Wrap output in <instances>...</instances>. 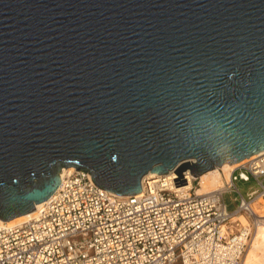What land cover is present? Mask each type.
<instances>
[{"label": "water", "instance_id": "1", "mask_svg": "<svg viewBox=\"0 0 264 264\" xmlns=\"http://www.w3.org/2000/svg\"><path fill=\"white\" fill-rule=\"evenodd\" d=\"M263 150L264 0H0V219Z\"/></svg>", "mask_w": 264, "mask_h": 264}, {"label": "built area", "instance_id": "2", "mask_svg": "<svg viewBox=\"0 0 264 264\" xmlns=\"http://www.w3.org/2000/svg\"><path fill=\"white\" fill-rule=\"evenodd\" d=\"M256 154L204 192L188 170L189 187L175 186L178 175L170 170L144 176L135 194L98 187L86 168L60 171L57 189L34 216L0 222V264H244L254 231L264 225V153ZM239 180L257 186L244 195Z\"/></svg>", "mask_w": 264, "mask_h": 264}, {"label": "bare ground", "instance_id": "3", "mask_svg": "<svg viewBox=\"0 0 264 264\" xmlns=\"http://www.w3.org/2000/svg\"><path fill=\"white\" fill-rule=\"evenodd\" d=\"M259 153H260V154H261V153H264V150L261 151V152H259ZM259 153H257L256 155H259ZM238 164H239V163H232V164H228V165L225 166V167H222V166H215L213 169L208 170V171L204 172L203 174H201L199 177H197V179H200V178L202 177V175H204V174H206V173H215L216 176H215V179H214V180L207 181L206 186H204V188L201 189V190H199V191H200V192H204V191L209 190L211 187H214V186H217V185L222 184V183L224 182L225 178L229 176L230 172H231V171H232V170H233ZM73 168H74V166L63 167V169L61 170V172L64 173V172H67L68 170L71 171ZM153 175H155V173H154V172H151V171H149V172H147V173L145 174V176H147V177H148V176H153ZM190 184H191V178L189 177V180H188L187 184L180 185V186L189 187ZM43 202H44V201L39 202V203H36V205H35V207H34L35 210H33V211H29V212H27V213H25V214H22V215H20V216H17V217H15V218H13V219H11V220H8V221H4V220L0 219V222L7 223V224H9V225H13V224L21 223V222H23V221L29 219L30 217L34 216L36 210H37L39 207L42 206ZM254 211H257V212H258V211H259V207H258V210H257V209L255 210V208H254ZM236 216H238L239 219H240L243 223L246 222V216H245L244 214L239 213V214H237ZM233 219H235V216L233 217ZM263 230H264V225H259V226L256 228V230L254 231V233H253L252 236L254 237V236L257 235L258 233L262 232ZM263 236H264V235H263ZM244 264H247V251H246V253H245V255H244Z\"/></svg>", "mask_w": 264, "mask_h": 264}, {"label": "rangeland", "instance_id": "4", "mask_svg": "<svg viewBox=\"0 0 264 264\" xmlns=\"http://www.w3.org/2000/svg\"><path fill=\"white\" fill-rule=\"evenodd\" d=\"M215 173H206L202 175L200 179H198L200 187L198 190H201L206 186L207 181H211L215 179ZM238 188L245 195L247 191L252 188H255L257 185L255 181H241L239 180L237 183ZM234 196L233 192H228L225 194V199L228 202L229 209L232 210L235 208L236 204L232 201V197ZM261 201V200H260ZM258 205L254 206L255 210H258ZM264 230L254 237H251L247 248V264H264Z\"/></svg>", "mask_w": 264, "mask_h": 264}]
</instances>
